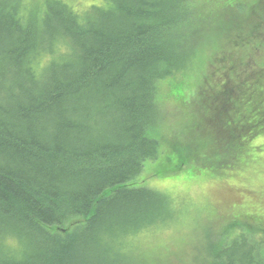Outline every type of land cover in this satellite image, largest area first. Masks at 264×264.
Returning <instances> with one entry per match:
<instances>
[{
  "label": "trees",
  "instance_id": "16d2710c",
  "mask_svg": "<svg viewBox=\"0 0 264 264\" xmlns=\"http://www.w3.org/2000/svg\"><path fill=\"white\" fill-rule=\"evenodd\" d=\"M104 1L81 12L50 0L43 13L32 1L25 13L24 0H0V264H127L135 237L176 213L141 177L161 152L158 84L194 68L220 24L197 0ZM260 26L243 48L264 44ZM252 55L244 86L259 91ZM231 74L206 118L236 160L264 131V95L234 105ZM260 232L208 235L200 264H264Z\"/></svg>",
  "mask_w": 264,
  "mask_h": 264
},
{
  "label": "rangeland",
  "instance_id": "374dc122",
  "mask_svg": "<svg viewBox=\"0 0 264 264\" xmlns=\"http://www.w3.org/2000/svg\"><path fill=\"white\" fill-rule=\"evenodd\" d=\"M32 1L42 2L37 12L41 8L43 13L50 0H24L25 13L32 12L25 10L33 7ZM64 1L81 12L105 4L104 0ZM197 1L204 15L210 17L209 24L220 26L205 42L206 48L198 57L201 60L194 68L158 84L161 125L157 138L161 152L157 160L147 165V172L141 174L146 187L163 191L170 198L171 209L176 213L166 225L135 237L132 248H127V264H200L208 256L204 247L208 235L214 241L245 225L260 230L264 238V131L247 141L249 156L236 153L235 160L229 156L231 152H222L225 144L215 131L216 123L206 118V109L211 116L220 114L219 93L227 72L234 74L224 86L232 90L234 105L246 93L257 99L264 95V81L257 88L262 92L256 88L255 92L251 83L244 86V75L249 70L240 62L251 54L254 62H264V44L251 48L241 44L251 40L252 26L259 24L256 35L264 43V0ZM230 23L234 25H222ZM234 41L237 42L233 45ZM239 44L242 47L236 50ZM203 53L209 57L203 58ZM217 57H223L224 64L233 65L222 66ZM211 60L215 62H208ZM211 105L213 108L208 109ZM8 242L15 245L12 238Z\"/></svg>",
  "mask_w": 264,
  "mask_h": 264
}]
</instances>
